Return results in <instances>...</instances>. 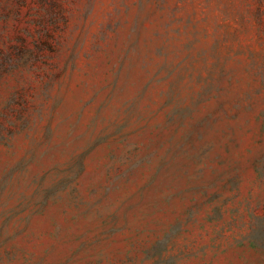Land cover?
<instances>
[{"label":"rangeland","instance_id":"374dc122","mask_svg":"<svg viewBox=\"0 0 264 264\" xmlns=\"http://www.w3.org/2000/svg\"><path fill=\"white\" fill-rule=\"evenodd\" d=\"M0 264H264V0H0Z\"/></svg>","mask_w":264,"mask_h":264}]
</instances>
